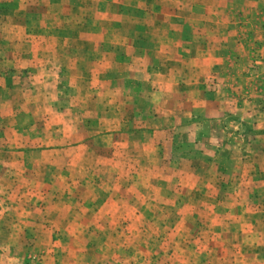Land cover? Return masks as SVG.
Masks as SVG:
<instances>
[{"label":"rangeland","instance_id":"rangeland-1","mask_svg":"<svg viewBox=\"0 0 264 264\" xmlns=\"http://www.w3.org/2000/svg\"><path fill=\"white\" fill-rule=\"evenodd\" d=\"M0 264H264V0H0Z\"/></svg>","mask_w":264,"mask_h":264},{"label":"crops","instance_id":"crops-1","mask_svg":"<svg viewBox=\"0 0 264 264\" xmlns=\"http://www.w3.org/2000/svg\"><path fill=\"white\" fill-rule=\"evenodd\" d=\"M252 42H254V41H252ZM201 100H200V102L202 101L203 103H204V107H205V109L207 110H211V109H213V107H214V109L216 108V103L217 102H214V101H212L211 99H209V98H200ZM193 101H196V100H193ZM188 100H186V102L184 101L182 104L183 105H187L188 104ZM189 104H190V102H189ZM198 104L199 103H196L195 105H194V107H188V110L190 109V110H193V114H195V115H198V114H200V111L199 110H197V112L195 111L196 110V108L195 107H199V108H201L200 106H198ZM201 104V106H203L202 105V103H200ZM207 106H209V107H207ZM197 113V114H196ZM73 142H75V141H72V143ZM85 143H89L88 141H85ZM85 227L83 226V229H84ZM86 229H88V228H86ZM85 229V230H86Z\"/></svg>","mask_w":264,"mask_h":264},{"label":"trees","instance_id":"trees-1","mask_svg":"<svg viewBox=\"0 0 264 264\" xmlns=\"http://www.w3.org/2000/svg\"><path fill=\"white\" fill-rule=\"evenodd\" d=\"M191 34H192V33L190 32L189 35H191ZM193 35H195V34H193ZM191 38H192V37H191Z\"/></svg>","mask_w":264,"mask_h":264}]
</instances>
